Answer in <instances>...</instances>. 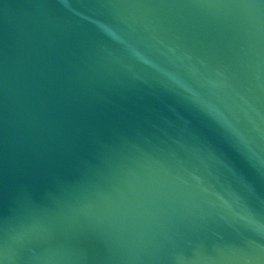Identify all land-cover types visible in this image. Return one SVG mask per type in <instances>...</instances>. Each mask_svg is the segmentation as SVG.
<instances>
[{
	"label": "water",
	"instance_id": "95a60500",
	"mask_svg": "<svg viewBox=\"0 0 264 264\" xmlns=\"http://www.w3.org/2000/svg\"><path fill=\"white\" fill-rule=\"evenodd\" d=\"M0 264H264V0H0Z\"/></svg>",
	"mask_w": 264,
	"mask_h": 264
}]
</instances>
